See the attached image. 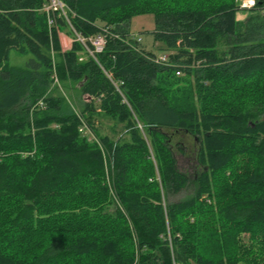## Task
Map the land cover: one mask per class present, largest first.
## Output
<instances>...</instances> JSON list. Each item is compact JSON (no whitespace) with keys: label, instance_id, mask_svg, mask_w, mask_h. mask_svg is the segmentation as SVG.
I'll list each match as a JSON object with an SVG mask.
<instances>
[{"label":"trees","instance_id":"obj_1","mask_svg":"<svg viewBox=\"0 0 264 264\" xmlns=\"http://www.w3.org/2000/svg\"><path fill=\"white\" fill-rule=\"evenodd\" d=\"M256 1L242 23L237 0H62L85 37L111 27L124 39L134 18L153 15L159 49L186 66L179 77L114 38L80 61V43L62 49L58 30L75 37L66 19L49 26L48 0H0V264H264ZM12 50L31 57L27 67L9 64ZM55 72L91 98L81 113L104 153L79 133ZM103 119L112 136L97 128ZM171 132L199 144L193 181L178 169ZM191 184L192 195L171 201Z\"/></svg>","mask_w":264,"mask_h":264},{"label":"rangeland","instance_id":"obj_2","mask_svg":"<svg viewBox=\"0 0 264 264\" xmlns=\"http://www.w3.org/2000/svg\"><path fill=\"white\" fill-rule=\"evenodd\" d=\"M239 0H237V6ZM239 13V12H238ZM248 15L245 13H240L237 15L236 20L238 22H244ZM55 15V19H56ZM155 27V20L153 15H144L134 18L131 22L130 30L131 33L141 35L143 38V46L157 55H162L164 53L170 54L171 52L161 51L160 44H156L153 35L151 34ZM60 41L62 44L63 51H67V48L72 47V39L68 36V31L58 30ZM31 59L30 56L19 55L15 50L11 51L9 64L11 66L24 68L27 67V63ZM60 93L67 99V101L72 105L73 109L79 113L82 112L84 97H82L80 92L79 84L75 83H65L58 85ZM54 88V86H53ZM55 89V88H54ZM86 97V96H85ZM99 129L101 135H111L112 129H114V123L108 119H103L99 121V125H96ZM116 132L120 134L121 127H119ZM121 136V134L119 135ZM171 145L173 147V152L177 160L178 169L188 175V177L193 181L196 179L198 173L200 172V166L198 162V150L199 144L195 138L183 135L170 133ZM195 192V186L191 184L186 190H184L180 195H177L171 199L172 202H177ZM116 194V193H115ZM117 196V195H116ZM118 199V198H117Z\"/></svg>","mask_w":264,"mask_h":264},{"label":"built area","instance_id":"obj_3","mask_svg":"<svg viewBox=\"0 0 264 264\" xmlns=\"http://www.w3.org/2000/svg\"><path fill=\"white\" fill-rule=\"evenodd\" d=\"M256 5H257L256 0H239V4H238L239 13H237V15H239L240 13H245L247 15V13H249L250 11H253L256 8ZM44 11L47 13L48 23L50 27H53L56 24L55 15L60 18L63 17L69 23L71 30L75 34V37L72 39V43L74 41L78 42L84 48V51L80 53L81 55L80 61H83L86 57H92L93 59L96 60L97 55L104 52L109 39H112V38L121 40L123 43H125V45L134 49L138 53H144L142 49L143 38L141 37V35L131 33L128 37L123 39L120 35L114 33L111 27L102 29L100 33L96 36L85 37L81 34L76 33L73 27L71 26V23L69 20V14L73 16L75 14L68 8V6L65 3L62 2V0H48V3L45 6ZM262 13L264 15V9L262 10ZM147 53H149L148 50H147ZM150 53H153V52H150ZM172 54L173 53H171V55L164 53L162 55H157V53H153V54L144 53L146 58L155 65L177 68V72H176L177 76L182 77L185 75L183 68H186V66L178 65L176 63L174 64L171 61ZM53 80H54V86L59 85V79H58L56 72L53 75ZM90 101H91V98H89L88 96L84 97L85 103H88ZM36 106L42 109L45 108V104L42 101L39 102L38 105ZM75 113L80 122L79 133L81 134V136L85 138L89 143L96 144L101 149L102 153H104L105 151L104 144L99 138V136L97 135V133L95 132V127H92L89 124L85 115L77 111H75ZM107 184L110 189V194L112 196L113 201H115L117 205H120L117 199V196L115 194V191L112 188L109 177L107 178Z\"/></svg>","mask_w":264,"mask_h":264},{"label":"crops","instance_id":"obj_4","mask_svg":"<svg viewBox=\"0 0 264 264\" xmlns=\"http://www.w3.org/2000/svg\"><path fill=\"white\" fill-rule=\"evenodd\" d=\"M157 45H158V44H157ZM70 46H72V45H70ZM143 47H144V46H143ZM144 48H145V47H144ZM69 49H71V47H70V48H69V47L67 48V50H69ZM145 49H146V48H145ZM146 50H147V49H146Z\"/></svg>","mask_w":264,"mask_h":264}]
</instances>
